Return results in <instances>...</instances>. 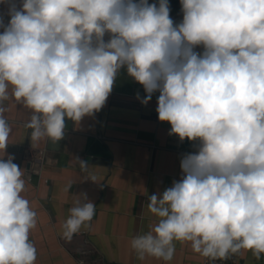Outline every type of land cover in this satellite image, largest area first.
Here are the masks:
<instances>
[{"label":"clouds","instance_id":"clouds-1","mask_svg":"<svg viewBox=\"0 0 264 264\" xmlns=\"http://www.w3.org/2000/svg\"><path fill=\"white\" fill-rule=\"evenodd\" d=\"M0 0V151L11 133L4 102L32 115L31 142L64 138L105 105L121 69L155 92L170 135L198 142L180 162L182 178L148 197L158 218L130 241L139 260L171 261L174 242L217 260L264 254V0ZM108 37L106 40L105 37ZM202 46L203 52L195 49ZM11 86V96L9 87ZM139 99V94H137ZM0 158V264H35L37 213L24 198L25 172ZM82 169L88 164L77 158ZM69 183L65 191H69ZM96 215L81 193L62 225L71 241Z\"/></svg>","mask_w":264,"mask_h":264},{"label":"crops","instance_id":"crops-1","mask_svg":"<svg viewBox=\"0 0 264 264\" xmlns=\"http://www.w3.org/2000/svg\"><path fill=\"white\" fill-rule=\"evenodd\" d=\"M148 2L158 5V0ZM168 2L170 17L179 24L183 14L171 16V12L182 8L180 0ZM7 10L6 4H0L5 23L10 19ZM195 51L202 53V46ZM145 96L143 86L121 69L104 107L79 123L66 120L64 138L55 143L46 137L32 143V130L25 126L31 110L14 98L4 102L11 133L6 154L0 151V158L14 156L13 162L25 172L22 195L37 213V226L29 237L37 249L35 264H80L75 255L85 247L92 248L96 258L93 261L90 256L86 264H201L202 256L192 250L190 242H174L171 261L139 260L130 247L135 236L157 223L158 218L148 211V197L162 194L180 180L181 159L198 147V142H182L170 135V123L158 119L159 92L147 105L141 103ZM30 147L43 149L42 163L27 159ZM77 158L88 164L86 170ZM69 183L72 187L65 191ZM81 193L95 203L96 215L69 242L62 236V225ZM236 255L238 264H264V254L260 259L250 250Z\"/></svg>","mask_w":264,"mask_h":264},{"label":"built area","instance_id":"built-area-1","mask_svg":"<svg viewBox=\"0 0 264 264\" xmlns=\"http://www.w3.org/2000/svg\"><path fill=\"white\" fill-rule=\"evenodd\" d=\"M183 14L182 10H176L171 12V16ZM26 157L29 161L35 162V163H42L43 160V149H35V148H27L26 149ZM93 249L90 247H85L80 249L75 257L80 264H86L87 260L91 256V259L93 261L96 260L95 257H92ZM201 264H238L237 261V255L236 254H230L227 259H217V260H212L208 259L202 256V261Z\"/></svg>","mask_w":264,"mask_h":264},{"label":"water","instance_id":"water-1","mask_svg":"<svg viewBox=\"0 0 264 264\" xmlns=\"http://www.w3.org/2000/svg\"><path fill=\"white\" fill-rule=\"evenodd\" d=\"M113 264H117V263H113Z\"/></svg>","mask_w":264,"mask_h":264}]
</instances>
